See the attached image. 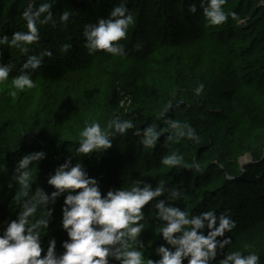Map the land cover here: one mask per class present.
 I'll list each match as a JSON object with an SVG mask.
<instances>
[{
  "label": "rangeland",
  "instance_id": "1",
  "mask_svg": "<svg viewBox=\"0 0 264 264\" xmlns=\"http://www.w3.org/2000/svg\"><path fill=\"white\" fill-rule=\"evenodd\" d=\"M39 2L40 0H37V6ZM261 6H264V0ZM61 10L63 11L62 3L57 0L52 11L56 13ZM238 23L243 28L244 34L238 38L219 37L217 26L205 29L197 27L195 41L190 47L164 42L150 47L147 52L141 50L139 53H134L125 50L126 55L123 57L132 58L135 61L134 65H126L120 56H115L111 64H106L102 59V54L106 52L99 50L89 55L87 49L82 48L77 59L68 63V67L55 66L49 71L39 69L41 72L39 74L44 78L40 79L39 83H34L37 101L33 116L41 118L59 116L57 125L53 128V133L57 137L54 144L18 132L19 122L15 112V102L23 99L25 90H17L11 83L0 87V133L4 138H1L2 144L7 146L13 144L17 148L14 152L0 145V177L6 180L10 197L6 207L0 211V234L11 220L18 218L19 213L23 211L24 203H29L39 188L49 200L39 205L30 219L33 222L41 218L48 221L47 228L41 232V246L46 252L49 243L54 240V252L59 257L64 251L62 244L70 242L61 222L64 194L53 200L51 193L55 189L48 184V179L55 175V170L64 162H69L70 166L79 162L87 176L97 181L102 194H106L109 190L129 187L138 180L140 183L136 186L141 190L146 186L150 190H155L157 185L164 187L163 195L154 198L141 208L143 220L135 222L136 225H143V228L134 246L136 250L142 249V257L148 259L150 254L148 248L149 250L156 248L163 238L159 228L167 225V221L160 218L159 209L155 205L162 201L165 207H177L184 211L191 201L192 182L198 176L197 170L194 169L198 166L186 168L176 165L167 168L162 164L164 156L175 153L178 157H184L186 162L196 161L199 164L219 163L221 160L225 164L228 162L239 164L240 159L245 156L252 160L250 153L240 152L241 148L250 146L249 143L242 138H235L234 142L230 143L226 140L225 128L230 122L229 115L233 110L256 115L264 122V102L248 94L246 107L240 108L226 103L222 99V86L202 64L211 43L225 45L233 52L245 81L250 82L252 69L249 62L242 57L247 42L244 45L239 40L252 34L253 23L249 16L241 17ZM56 25L58 26V23ZM41 28L42 25H39V30L42 32ZM16 29L27 31L26 21L8 24L3 18L1 19L0 39L5 35L9 39L8 42L0 44V66L11 65L8 46ZM59 54L57 56L60 58L68 57L63 52ZM69 58L71 61V55ZM112 83L118 87V92L120 87H128L138 94L136 101H125L120 94L122 100L118 113L108 105ZM199 83H203L205 87L200 96H195L194 89ZM253 84L259 90V81L256 80ZM9 91H16V97L8 95ZM169 104L171 107L164 116L170 112L174 113L175 117L178 115L177 120L181 124L188 123L194 127L200 138L199 143H193L187 137L177 138L175 135L173 139L175 148L170 150L171 144L169 145L167 140L162 144L161 152L156 155L140 143L144 139L143 132L136 136L134 133L137 130L131 129L123 135L118 130H110L113 133L110 137L112 147L107 150L93 151L84 155L78 154L77 148L64 147L70 135L73 132L80 133L87 123L99 122L103 129L113 119L117 122L133 119L141 112H144L145 116L154 117ZM178 109L181 111H177ZM244 134L245 129L242 127L240 136ZM254 141L257 146H264V132L255 137ZM22 149L25 150L23 156L43 152L45 158L29 164V169L33 166L36 168V177L29 187V195L17 202L14 199L19 187L17 177L25 169L15 172L11 156ZM173 189L179 193L175 199L172 196ZM248 250L251 249H244L245 254ZM251 251L259 255L264 254L263 250ZM43 255L44 253L42 257ZM110 264H120V262L110 258Z\"/></svg>",
  "mask_w": 264,
  "mask_h": 264
},
{
  "label": "clouds",
  "instance_id": "2",
  "mask_svg": "<svg viewBox=\"0 0 264 264\" xmlns=\"http://www.w3.org/2000/svg\"><path fill=\"white\" fill-rule=\"evenodd\" d=\"M57 0H29L22 16L26 21L27 31H17L12 34L11 44L23 42L21 53L27 52V45L36 44L40 40L39 25L47 24L53 17V5ZM227 0H191L187 9L195 14L198 8L207 25L217 26L225 24L229 17L236 19L235 12H225L224 5ZM70 12L65 9L61 12L59 20L66 23L69 20ZM135 18L127 7V0H120V3L113 7L107 18H99L94 24H87L84 27L83 36L86 38L84 47L88 54H95L99 50L113 56L123 57L126 55L125 46L119 43L127 39L129 28L134 26ZM8 36L0 39V44L8 42ZM137 44L136 48H141ZM72 44L64 43L60 51L69 52ZM51 57L52 52L45 50L39 54L28 56L22 64L23 69L30 70L12 79L11 85L17 90L23 91L35 87L31 73L41 67L43 58ZM12 65L0 66V83L8 80ZM205 85L199 83L194 89L195 96H200ZM8 95L15 98L16 91H9ZM171 107L167 105L157 115L163 116ZM169 128L176 129V136L187 137L193 143H199V135L194 127L188 123L181 124L179 120L168 121ZM134 127L131 119H123L117 122L113 119L106 128L101 127L99 122L87 123L79 133L78 154H89L93 151L107 150L112 147V131L118 130L125 134L127 130ZM169 129L155 131V126H149L143 130L144 139L140 142L144 148L152 149L157 137ZM141 135L140 130L134 133ZM171 139V137H169ZM45 158V153L38 152L32 155H25L19 161L20 169H25L18 177V191L14 199L19 202L23 197L29 195V187L35 180L36 168H28L31 162H39ZM162 164L167 168L182 165L186 168L198 166L199 162H186L184 157H178L175 153L164 156ZM136 181L129 187H122L115 191L109 190L102 194L98 188L97 181L89 178L82 170V164L77 162L70 166L64 162L55 170V175L48 179V184L55 191L51 193L54 200L62 193L64 201L62 211V226L69 237L70 242H64L63 253L55 255V241H51L45 252L41 246V232L47 228L46 219L33 217L37 207L49 200L38 188L29 203H24L23 211L17 219L11 220L3 233L0 234V264H110V258L119 261L120 264H210L215 260L217 249H225L231 243V238L225 233L231 232L236 227V221L227 212L217 215L215 210L191 212L188 209L181 211L177 207H165L161 201L155 205L159 209V216L167 221V225L159 228L163 238L168 244L175 247L169 251L161 246L158 252L162 259L153 261L142 257V249L136 250L135 242L143 225H136V221L143 220L141 208L154 198L162 195V188L157 187L150 190L145 187L142 190L136 186ZM11 187V185H9ZM79 190V191H77ZM179 193L173 189L172 196L175 199ZM51 213L49 212L48 215ZM207 230V235L199 231ZM179 233L180 235H175ZM217 237L222 239L217 240ZM118 245V247H117ZM42 253H44L42 257ZM218 264H261L260 255L248 250L247 254L241 250L227 252Z\"/></svg>",
  "mask_w": 264,
  "mask_h": 264
},
{
  "label": "trees",
  "instance_id": "3",
  "mask_svg": "<svg viewBox=\"0 0 264 264\" xmlns=\"http://www.w3.org/2000/svg\"><path fill=\"white\" fill-rule=\"evenodd\" d=\"M59 2L62 3L63 10L67 9L70 12L69 20L66 23L59 20L62 10L53 13L49 22L42 25L40 40L36 44L25 46L28 48L27 52L21 53L20 51L21 46H24L22 41L17 42L16 45L10 43L8 50L10 51L9 61L12 71L9 73L8 80L0 83V87L10 84L14 77L29 72L30 70L22 68V64L28 56L39 54L45 50L51 51L52 56H45L41 67L31 73L34 83L37 84L40 79L44 78L39 74L41 73L39 69L49 71L55 66L68 67V63L77 59L81 49L85 48L86 38L83 36L85 25L94 24L99 18H107L113 7L120 3V0H59ZM190 2L191 0H127V7L135 18V24L129 28L127 39L121 40L125 50L134 53H139L141 50L147 52L150 47L164 42L176 43L182 47L192 46L197 35L196 28H210V25L206 24L199 8L195 14L188 12L187 6ZM262 2L263 0H227L223 6L224 11L235 12L237 18L229 17L225 24L217 25L219 37L238 38L240 35H244L243 28L238 25V21L245 16L251 18L254 28L252 34L248 36L246 33L247 36L239 40L244 45L247 42V46L243 48L242 57L249 62L252 69L250 82L245 81L233 52L225 45L211 43L202 61L206 70L211 72L222 86V99L226 103L240 108L248 106V94L264 102V6H261ZM27 4V0H0V21L2 18L8 24L25 21L22 13ZM17 31L21 30L16 29L15 32ZM64 43L72 44V48L69 52L64 53L68 57L60 58L57 55L61 53L60 48ZM138 43L142 45L139 49L136 48ZM70 55L71 61L69 60ZM102 59L106 64H111L115 56L104 53ZM122 61L126 65L135 64L132 58L122 57ZM256 80L260 84L259 90L253 84ZM117 88L114 83L111 84L108 105L118 113L122 97L125 101H136L138 94L128 87H120L119 93ZM36 92L35 87L25 89L23 99L15 102V112L19 122L18 132L30 134L37 140L54 144L57 137L53 133V128L56 127L59 116L47 118L33 116L37 101ZM173 114L170 112L167 113V116L151 117L145 116L144 112H141L137 117L131 119L134 124L132 129L140 130V132L149 126H155L156 132H161L165 128L169 129L157 137L156 143L151 149V152H155L156 155L161 152V146L167 140H169V145L171 144L170 150L175 148L173 139L177 130L169 128L168 124L170 120H177L178 115L175 117ZM229 121L225 128L226 140L230 143H233L235 138L246 140L250 146L241 148L240 152L250 153L253 162H260L264 156V146H257L254 138L264 132V122L261 121V118L233 110L230 112ZM242 127L245 129V134L241 137ZM1 138H3L2 133H0V145L5 149L17 151L13 144L9 146L2 144ZM79 139V133L73 132L64 147L78 148ZM24 152L25 150L22 149L11 156L15 172ZM209 163L200 164L202 171L199 167L194 168L197 170L198 176L192 182V197L186 209L190 211V215L191 212L199 214L208 210H215L217 215L227 212L236 221V227L231 232L225 233V236L231 238V243L223 250L218 248L217 256L215 260L210 261V264H218V261L224 258L225 253L234 250L264 251V159L259 164L247 168L245 175L236 180L229 178L237 177L240 174L238 163L228 162L225 164L223 160L219 163ZM15 172L13 173L15 174ZM157 187L162 188L163 195L164 187L160 185ZM9 199L8 184L5 179L0 177V211L6 207ZM199 231L207 235L206 229ZM220 239L222 238L217 237V240ZM161 246L169 251L175 250L174 246L162 238L156 248L150 250L148 248L150 251L148 259L153 261L162 259V255L158 252ZM260 260L261 264H264V254L260 255ZM182 264H186V262L182 261Z\"/></svg>",
  "mask_w": 264,
  "mask_h": 264
},
{
  "label": "water",
  "instance_id": "4",
  "mask_svg": "<svg viewBox=\"0 0 264 264\" xmlns=\"http://www.w3.org/2000/svg\"><path fill=\"white\" fill-rule=\"evenodd\" d=\"M263 159H264V156H263L261 161H263ZM260 162H253L248 156H245V157L241 158L240 161H239L240 174L237 177H233V178H229V179L236 180V179H239V178L243 177L245 175V173H246V169L247 168H250L253 165H257Z\"/></svg>",
  "mask_w": 264,
  "mask_h": 264
}]
</instances>
